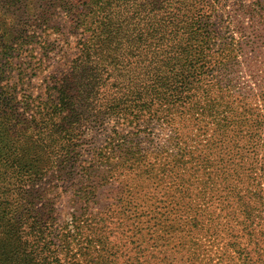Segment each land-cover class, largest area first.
I'll use <instances>...</instances> for the list:
<instances>
[{"label": "trees", "instance_id": "obj_1", "mask_svg": "<svg viewBox=\"0 0 264 264\" xmlns=\"http://www.w3.org/2000/svg\"><path fill=\"white\" fill-rule=\"evenodd\" d=\"M232 20L218 0H0V264H199L184 234L202 226L185 216L194 180L202 196L234 199L245 228H257L251 200L264 197L262 184L240 186L235 161L209 170L230 141L200 139L191 152L203 155L189 154L198 161L182 146L191 137L187 119L215 104L209 90H220L239 67ZM56 53L61 59L53 63ZM45 70L35 84L33 76ZM208 78L216 80L209 85ZM110 119L131 127L85 149V138ZM155 124L169 126L180 149L170 160L154 151L157 166L136 141ZM59 182L70 185L64 211L55 198ZM114 184L141 201L123 204L126 214L93 209ZM120 228L123 239L131 234V246L110 240ZM81 240L84 251H73ZM217 258L264 264L238 243L233 251L221 247Z\"/></svg>", "mask_w": 264, "mask_h": 264}, {"label": "rangeland", "instance_id": "obj_2", "mask_svg": "<svg viewBox=\"0 0 264 264\" xmlns=\"http://www.w3.org/2000/svg\"><path fill=\"white\" fill-rule=\"evenodd\" d=\"M220 7L229 12L235 20L229 25V33H233L234 39L229 41L238 42L236 59L239 62L237 70L227 73L221 83V89L211 88L208 92V99L215 100V104H210L203 111V115L197 114L187 124L191 137L184 139L182 146L187 147L188 160H197L189 154L202 156L201 151H195V146L199 145L200 139H216L222 137L230 141L231 150H222L218 156L220 159L219 166L214 164L209 167L210 172L218 171L224 164L231 163L230 166L239 167L240 180L239 185L251 190L258 189L256 184H262V195H264V0H218ZM225 27L226 25H217ZM74 48H72L73 51ZM57 54V53H56ZM61 56L57 54L53 63L60 60ZM48 72L45 70L40 76H33V82L39 84L43 75ZM216 79L208 78L206 82L212 85ZM184 121V120H177ZM176 122V121H175ZM198 123L194 125V123ZM176 125V124H175ZM205 125L206 132L203 134L198 131V126ZM131 126L124 123L123 120L110 119L106 121L104 128L96 133V137L88 135L85 140L84 148L89 145L103 146L107 135H111L114 129L125 130ZM150 134H139L136 141L144 154H149L148 160L153 165H158L159 161L154 158V151H159V158L162 160H170L172 155L179 156L180 149L177 148L178 143L170 140V127L152 125ZM200 133L198 140L195 134ZM186 150V148H185ZM88 151V150H86ZM222 162V164H221ZM189 163L188 165H192ZM141 169L143 164L137 163ZM121 167L119 169H123ZM124 172H128L124 170ZM262 175V176H261ZM255 177L253 180L252 178ZM194 184L189 187L187 192V205L189 206L188 216L190 221L192 217H198L202 226L193 229L188 239L192 245V250L198 255L199 264H216L218 251L221 247L233 251V243H238L240 251H246L253 256V259H264V197L260 195L251 200L256 209V229L250 231L245 228V215L239 203L234 199H225L223 193L208 191L202 194L198 193L200 184L194 180ZM121 185V184H120ZM61 186V187H60ZM68 186V192L65 188ZM58 193L56 194V202L59 211L68 209L70 204V185L69 183L59 182L57 185ZM119 184L110 185L102 190L98 202L93 205V209L107 206L110 211H117L122 208L125 213L123 204H128V200L132 203L141 201L142 198H129L126 191L119 189ZM126 199L125 201H123ZM122 200L123 202H118ZM224 201V202H221ZM229 205H224L228 204ZM178 209L184 213L186 207L180 202ZM109 212V211H108ZM65 213V212H64ZM212 213V214H211ZM126 214V213H125ZM219 214V217H218ZM213 218L214 221H213ZM117 220V217H112ZM119 222L110 223L111 227L116 228ZM232 225V230L228 231V226ZM192 229L187 227L186 229ZM115 234L117 238L111 237L110 240H121L120 246L123 248L131 246L129 237L122 238L120 231ZM250 233V234H248ZM86 245V241H80L77 248L73 251H84L82 247ZM69 261L71 259L68 257ZM83 259V256H78ZM87 261V259H86ZM123 262V261H122ZM264 262V261H263ZM259 263H261L259 261Z\"/></svg>", "mask_w": 264, "mask_h": 264}]
</instances>
